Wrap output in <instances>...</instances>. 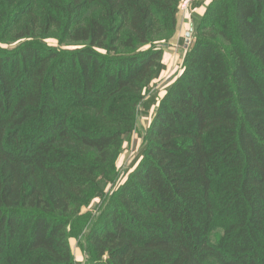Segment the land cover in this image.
Instances as JSON below:
<instances>
[{
  "label": "trees",
  "instance_id": "trees-1",
  "mask_svg": "<svg viewBox=\"0 0 264 264\" xmlns=\"http://www.w3.org/2000/svg\"><path fill=\"white\" fill-rule=\"evenodd\" d=\"M179 1L0 0V264H79L70 212L137 114L141 159L84 233L88 264H264V0L210 2L157 103L152 43Z\"/></svg>",
  "mask_w": 264,
  "mask_h": 264
},
{
  "label": "rangeland",
  "instance_id": "rangeland-1",
  "mask_svg": "<svg viewBox=\"0 0 264 264\" xmlns=\"http://www.w3.org/2000/svg\"><path fill=\"white\" fill-rule=\"evenodd\" d=\"M212 1L214 0H180L177 5V20L173 33L171 36L152 43L153 46H160L159 48L162 50L161 61L165 64V69L161 72L160 76L151 81L147 88V93L157 92V103L163 97L165 88L176 78L180 77L183 70V60L186 49L199 32L197 22L205 12L208 4ZM229 5H232V3L230 2L228 6ZM14 30L15 27L7 31L8 34L0 41L2 47H10L17 43V41L10 42L11 33L14 32ZM186 32H190V37L185 47ZM164 35V33L160 34V36L165 37ZM43 42L47 47L56 48L60 52L68 54L74 51V49L81 47V45L74 44L67 38H63L62 35L57 34L44 39ZM224 46L225 45H223V47ZM146 48H148V45L142 47V50ZM150 120V116L142 117L140 114L136 115L131 132L128 133V135L122 136L120 146L116 150L117 152L115 151L112 159L115 171L114 178L104 181L102 178L103 174L100 175L99 183H101V185L99 191L101 192V196L91 198L88 204L79 206L76 209L72 208L70 212L71 220L73 221L71 222L72 224L68 226V231H70L73 236L68 238V243L70 249L73 247L75 254L78 253L79 260H76L75 257L74 259L79 264H88L91 256L87 249L86 240L83 238L84 233L87 231L89 224L95 220H103L104 213L108 204L113 200L114 194L117 193L119 187L126 181L130 172L141 159L140 157L135 166L131 167L145 142L147 137L146 129ZM79 231L83 232H80L79 236L75 237L76 233Z\"/></svg>",
  "mask_w": 264,
  "mask_h": 264
},
{
  "label": "water",
  "instance_id": "water-1",
  "mask_svg": "<svg viewBox=\"0 0 264 264\" xmlns=\"http://www.w3.org/2000/svg\"><path fill=\"white\" fill-rule=\"evenodd\" d=\"M189 37H190V32H186L185 33V47L187 46V44L189 42Z\"/></svg>",
  "mask_w": 264,
  "mask_h": 264
},
{
  "label": "crops",
  "instance_id": "crops-1",
  "mask_svg": "<svg viewBox=\"0 0 264 264\" xmlns=\"http://www.w3.org/2000/svg\"><path fill=\"white\" fill-rule=\"evenodd\" d=\"M71 249H72L73 256L75 255V256H74L75 259H76V260H79L78 253L75 254V251H74L73 247H71Z\"/></svg>",
  "mask_w": 264,
  "mask_h": 264
}]
</instances>
